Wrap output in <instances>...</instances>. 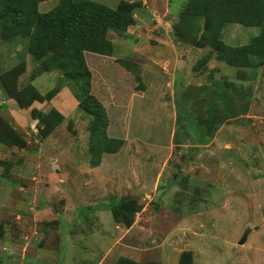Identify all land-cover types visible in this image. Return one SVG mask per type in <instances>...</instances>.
<instances>
[{"label":"rangeland","instance_id":"374dc122","mask_svg":"<svg viewBox=\"0 0 264 264\" xmlns=\"http://www.w3.org/2000/svg\"><path fill=\"white\" fill-rule=\"evenodd\" d=\"M128 1L136 3L134 23L107 34L113 64L100 69L89 64L99 56L86 55L103 139L118 147L92 151L99 136L76 106L57 123L31 128L30 112L23 128L12 123L26 145L0 144V264H115L121 256L176 264L185 250L193 264H264V60L208 71L225 64L213 53L200 82L193 68L205 64L211 38L191 47L172 29L186 0ZM4 28L0 75L26 53L27 39L15 42ZM219 31L213 39L237 46L259 28L226 23ZM116 199L133 201L132 221L112 212Z\"/></svg>","mask_w":264,"mask_h":264},{"label":"trees","instance_id":"16d2710c","mask_svg":"<svg viewBox=\"0 0 264 264\" xmlns=\"http://www.w3.org/2000/svg\"><path fill=\"white\" fill-rule=\"evenodd\" d=\"M44 2L46 0H0V33H3L1 29L6 27L4 29L8 37H12L11 40L16 37L27 39L24 51L28 54L29 63L35 64L28 73L29 81L38 74L56 70L59 76L55 85L43 94L31 83L18 86V77L26 70V61L22 59L1 73L2 90L6 92L7 97L13 98L19 108H28L34 101L48 102L66 86L76 100V108L92 118L91 134L94 137L99 136L98 139L91 138V142L94 140L92 151L95 149L98 154L109 150L114 152L117 144L112 146L113 141L104 140L102 136L104 110L88 91L90 73L86 65V55L111 54L112 44L107 34L110 30L125 31L134 23L136 3L119 0L112 8L95 0H57L54 6L41 10ZM226 23L256 26L259 33L245 44L230 46L224 40L213 39L217 37V29H220L221 37L222 28ZM172 29L182 44L191 47L199 43L201 36L211 38V49L203 54L205 64L200 67L195 64L193 68L199 72L206 69L207 61L213 53L217 61L234 67L253 68L264 60V0H186L182 5L179 20ZM120 63L128 70L136 69L126 61ZM30 117L36 120L37 126L44 120L57 123L63 118L54 107L47 111L32 107ZM221 120L219 118L218 124ZM203 121L206 122L207 119ZM0 144L14 146L19 150H23L26 145L13 124L1 116ZM132 202L116 199L110 204L111 210L115 215L129 214L128 221H132L134 212L137 211L131 207ZM128 221L124 224L127 225ZM115 264L159 263L137 262L121 256ZM176 264H193L192 253L188 250L180 252Z\"/></svg>","mask_w":264,"mask_h":264},{"label":"crops","instance_id":"0c3cea01","mask_svg":"<svg viewBox=\"0 0 264 264\" xmlns=\"http://www.w3.org/2000/svg\"><path fill=\"white\" fill-rule=\"evenodd\" d=\"M0 41L2 43L3 41H8V40L0 39ZM16 41H21V40H19V37H16L15 42ZM13 47L14 48H12L11 50H13V49L17 50V48H15V45ZM113 53H114V51H113ZM91 54H95V55H97L99 57H92V60L90 61V63L87 62V64L88 63L89 64H99L97 67L100 68V69L103 68V66H102L103 64H113V61H109L108 60V59H113L112 56L98 54V53H91ZM24 59L26 61V66L28 67L29 64H30L29 61H28V56H26ZM208 65L209 64H207V70L208 71H211L212 68L216 69V70L222 69L221 71H225V67L227 66L226 64H218L219 66H217V64H215V65L213 64V65H210L208 67ZM214 66H215V68H214ZM31 69L28 72H30ZM205 71H206V69L204 71H202V72H199L197 70L196 73H193L192 77L195 76L196 78H198V77H201V76L204 75V77L200 80V82L206 81V76H207L208 72L207 71L205 72ZM58 76H59V74H58V72L56 70H51V71H47V72H44V73L36 75L34 78L30 79L29 83H31L33 86H35L36 89L41 94H43L46 91H48L46 89L47 86L52 84V82H55V80L57 79ZM53 86L54 85H52V87ZM1 103H3L4 107L1 106ZM0 106L2 107V111L4 110V112L8 113L9 116L11 117V119L13 121L11 123H14L20 129V128H23L22 127V121L23 122H27V120H26L27 118L25 119V116L27 114L29 115L30 109L32 107L42 109L43 111H47L49 108L54 107L58 111H60V113L63 116H65L73 109L72 108L73 106L74 107L76 106V101H75V98H73L71 92L67 89L66 86H64L48 102H46V101L45 102L34 101L31 104V106L28 107V108H19L16 105L15 101L13 100V98H9V97L6 96V97L0 99ZM29 119H30L29 125H31L30 127L32 128L34 123H35V120L31 119L30 115H29Z\"/></svg>","mask_w":264,"mask_h":264},{"label":"water","instance_id":"95a60500","mask_svg":"<svg viewBox=\"0 0 264 264\" xmlns=\"http://www.w3.org/2000/svg\"><path fill=\"white\" fill-rule=\"evenodd\" d=\"M244 240H245V236H243L240 240H239V244H242L243 242H244Z\"/></svg>","mask_w":264,"mask_h":264}]
</instances>
